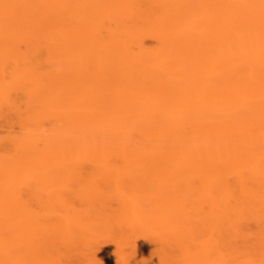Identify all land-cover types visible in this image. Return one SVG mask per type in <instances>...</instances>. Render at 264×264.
I'll return each mask as SVG.
<instances>
[{
  "label": "bare ground",
  "instance_id": "obj_1",
  "mask_svg": "<svg viewBox=\"0 0 264 264\" xmlns=\"http://www.w3.org/2000/svg\"><path fill=\"white\" fill-rule=\"evenodd\" d=\"M9 111L0 264H264V0H0Z\"/></svg>",
  "mask_w": 264,
  "mask_h": 264
},
{
  "label": "rangeland",
  "instance_id": "obj_2",
  "mask_svg": "<svg viewBox=\"0 0 264 264\" xmlns=\"http://www.w3.org/2000/svg\"><path fill=\"white\" fill-rule=\"evenodd\" d=\"M144 39V45L146 46V47H148V48H156V46L159 44V42H158V39L157 38H154V36H145V38H143ZM19 46H21L20 47V51L22 52V54H23V52H24V58H30V56H28V55H31V57H33L35 54H33L34 52L31 50V52H29L28 53V51H30V47H28L25 43L24 44H22L21 43V45L19 44ZM19 46H18V49H19ZM23 46V47H22ZM27 46V47H26ZM24 48H28L27 49V52H26V49H24ZM136 48V47H135ZM23 50V51H22ZM25 50V51H24ZM20 51H19V53H20ZM44 49L41 51L42 52V54L40 55V54H38L39 56H42L43 54H44ZM27 54H26V53ZM46 52V51H45ZM22 54H19L20 56L22 55ZM33 54V55H32ZM25 55H27L26 57H25ZM45 55L47 56V52L45 53ZM45 55H44V59H42V58H40L39 56V59L43 62L42 63V66H44L43 64H46L47 62H44V60L46 59L45 58ZM43 57V56H42ZM45 61H47V60H45ZM45 66H47V64L45 65ZM44 66V67H45ZM44 67H43V69H44ZM47 68V67H46ZM102 89V88H101ZM105 89V88H104ZM12 113H15V112H13V111H9V114H8V112H7V116H9V115H11L10 117H11V120H10V117H8L7 118V116H4V114H6V113H4V112H2V113H0V139H1V141L3 142L2 144H4L5 143V145H3L4 147L6 146H8L7 148L5 147V149L6 150H8V151H10L11 150V144L10 143H12V139L15 137V136H17V138L20 136V135H22V134H26V132L28 131L27 130V128L25 127V126H27V125H25L26 123H24V122H22L21 123V118L22 117H20L19 115H15V114H12ZM4 116V117H3ZM14 117V118H13ZM18 117V118H17ZM56 118V117H55ZM50 118L49 117V119L48 118H43L42 119V121H43V123H42V125H41V123H40V125L42 126L41 128H40V126L38 125V127H36V128H39L40 130L42 129V130H44V132H45V134L44 133H42V135L44 134V136L46 135L47 136V139H48V137H49V139L48 140H53V142H54V139H56V138H58L59 137V143H60V141H61V143H60V145L62 144V140L64 139L65 140V138H66V140L65 141H67L68 140V143H69V141L72 139V137H73V130H70V124L67 126V124H68V122H67V120H66V122H67V124H66V122H63L62 120L64 119L65 120V118H63V119H61L60 121H59V119H60V117H59V119L58 118ZM4 119H6L5 121H4ZM9 119V120H8ZM48 119V120H47ZM51 119H53V120H51ZM19 120V121H18ZM55 120V121H54ZM57 120H58V122H57ZM23 121V120H22ZM24 123V124H23ZM34 127V125H33V127L32 128H35ZM25 128H26V130H25ZM40 130H39V132H40ZM41 130V131H42ZM26 131V132H25ZM69 136H70V138H69ZM13 137V138H12ZM11 138V142L9 141V139ZM16 138V137H15ZM14 138V139H15ZM51 138H53V139H51ZM5 140H7L8 142L6 143V141ZM64 140H63V142H64ZM55 142H57L56 140H55ZM66 143V142H65ZM24 188V187H23ZM26 188V187H25ZM23 189V192H26V189ZM253 222V221H252ZM251 222V223H252ZM250 223V224H251ZM253 223H255V222H253ZM253 223H252V225H253ZM256 224V223H255ZM253 225V227H252V225H251V227H249V230H250V233H251V231L252 232H254L253 231V229L254 230H258V229H256L254 226H256V225ZM251 228V229H250ZM255 231V232H256ZM252 234V233H251ZM253 235V234H252Z\"/></svg>",
  "mask_w": 264,
  "mask_h": 264
}]
</instances>
